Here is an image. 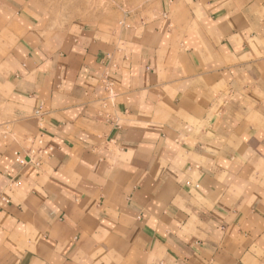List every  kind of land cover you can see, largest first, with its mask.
<instances>
[{"label": "crops", "instance_id": "0c3cea01", "mask_svg": "<svg viewBox=\"0 0 264 264\" xmlns=\"http://www.w3.org/2000/svg\"><path fill=\"white\" fill-rule=\"evenodd\" d=\"M0 264H264V0H0Z\"/></svg>", "mask_w": 264, "mask_h": 264}, {"label": "rangeland", "instance_id": "374dc122", "mask_svg": "<svg viewBox=\"0 0 264 264\" xmlns=\"http://www.w3.org/2000/svg\"><path fill=\"white\" fill-rule=\"evenodd\" d=\"M48 27L59 30L138 26L156 15L165 0H28Z\"/></svg>", "mask_w": 264, "mask_h": 264}]
</instances>
